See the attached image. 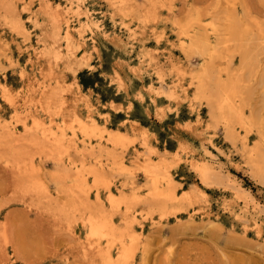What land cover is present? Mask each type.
I'll list each match as a JSON object with an SVG mask.
<instances>
[{
    "label": "rangeland",
    "instance_id": "rangeland-1",
    "mask_svg": "<svg viewBox=\"0 0 264 264\" xmlns=\"http://www.w3.org/2000/svg\"><path fill=\"white\" fill-rule=\"evenodd\" d=\"M10 1L25 29L20 30L5 18L0 3V127L12 130L7 142L0 143V264H103L101 249L88 236L85 213L70 210L59 214L45 200L38 202L26 193L25 180L19 178L14 165L17 161L22 168H35L33 173L43 192L53 201L70 209L73 203L84 200L93 210L98 203L108 209L110 204L107 188L95 182L92 170L103 175L115 193L132 194L137 190L142 198L147 197L149 180L139 167L146 155L157 161L166 158L178 183V196L197 187L205 197L188 206V210L196 208L191 216L187 211L146 215L143 204H134L135 226H143V233L130 242L131 253L124 264H264V214L254 210L256 204L264 207V180L243 164L241 150L223 136V127L215 129L208 124L211 117L207 104L195 98L189 68V62H198L200 55L187 50L183 43L186 32L205 35L216 47L212 49L213 66H220L217 70L223 78L234 73L241 81L237 43L228 34L217 40L215 29L222 33L238 22L239 27L263 40L264 0ZM51 11L60 17L62 52L68 51L64 35L67 24L74 40L81 43L75 52L91 54L83 67L75 64L76 60L69 66L67 58L54 59L43 52L52 28ZM92 19L96 24L90 25L88 21ZM230 59L236 64L233 68H228ZM260 59L262 64L251 80L247 82L246 77L241 83L245 104L242 96L232 95L233 102L242 105L248 118L252 109H260L258 105L264 98V52ZM161 85L166 90L173 87L177 96L169 97L155 89ZM57 93L66 100L59 112L53 107ZM48 97L52 98L51 107L46 104ZM72 110L83 120L94 118L133 139L123 152L129 172L120 168V159L118 164L111 157L114 149L110 145L95 140L94 147L88 144L90 141L84 145ZM251 118L250 121H260ZM34 121L42 122L49 131L66 126V146L59 148L63 149L59 150L62 159L56 156L58 161L55 160L51 142L42 137ZM239 125L235 126L243 132L251 129L248 138L254 143L257 126ZM139 128L147 130L145 138ZM34 138L38 142H31ZM152 148L156 152H149ZM194 159H216L214 162L229 174L246 199L237 197L232 188L203 184ZM79 174L89 199L75 182ZM241 215L250 218L246 226ZM113 220L117 225L124 221L120 213L113 215ZM102 247L107 249V244ZM115 248L108 247L117 257L119 248Z\"/></svg>",
    "mask_w": 264,
    "mask_h": 264
},
{
    "label": "bare ground",
    "instance_id": "bare-ground-1",
    "mask_svg": "<svg viewBox=\"0 0 264 264\" xmlns=\"http://www.w3.org/2000/svg\"><path fill=\"white\" fill-rule=\"evenodd\" d=\"M0 3L5 10V18L9 20V22H11L13 26L20 28V30L25 29L22 19L20 17H17V15L13 13L14 12L13 1L0 0ZM49 13H50L49 14L50 19L52 21V28L48 32L49 43L45 47V51L43 52L52 55L53 57H55L54 59H58L60 57H64L65 59L67 58L69 66L73 65L75 62L74 60H76L75 64H77L79 67H83V65L87 64V62L89 61L91 54L87 51H84L82 54H77L75 52L78 49V47L80 48L81 43L77 44V42L74 40L73 35L71 34L70 25L67 24L64 27V31H65L64 35L67 40L65 41V43L67 42L68 51L65 50V52H62L60 45L62 42L61 39L63 37V33H62L63 31L61 28L62 26L59 24L60 17L59 14H57L58 16L55 15L56 14L55 12L51 11ZM88 22L90 23V25L93 22L94 24H96V21H94L93 19L89 20ZM86 24L85 26H87ZM226 29L227 30L222 33L220 30L215 29V33H216L215 37L217 38V40L218 39L220 40L221 36L226 37L223 35L228 34V36L232 37V39L233 38L235 39V42L237 44L234 41L233 42L236 44V49L239 55L238 57L239 59L237 61L239 62V66L242 69L240 72L237 71L238 73H241L240 74L241 81H239L240 80L239 77L235 78L233 76L234 73H229V76L226 79L225 77L223 78L221 72L217 70L218 68L220 69V66L217 67V69L213 66L212 60H213V53L215 52V50L213 51L212 49H215L216 47H214V45H211V40L209 42V40L206 37H204L205 35L200 34V32L198 33V31L186 32L187 40L185 39L184 40L185 42H183L185 43V48L188 47L187 50L192 49L194 53L196 52L200 55V60L198 62L196 63L189 62V68L191 67V74L193 77L192 78L193 84H195V98L201 101L204 100L206 102L211 117L210 123L208 124H210L211 127L215 129H217L218 126L221 125L225 133V135L223 136H225V138L230 140L232 144L235 145L234 147L237 146L236 148H239L241 150L242 152L241 154L244 160L243 164L245 163V165L248 166L256 175L260 176L261 179L264 180V118L262 114V110L264 109V98L261 99V102L258 105L260 106V109H252L250 111L253 114V115L251 114V117L253 119L254 118L260 119V121L257 122L250 121L249 119L251 117L250 116H249L250 118L247 117L249 114L243 111L242 105L236 104L235 102H233L232 99L233 94L236 96V98L237 96H242L241 83L245 81L246 77H247L246 81L249 82V80H251L254 74L258 71L259 65L262 64V63L259 64V59H260V55L264 52V39L262 40L260 36L259 38L258 37L256 38L254 36L255 33L253 35L249 33L247 30L242 29L241 27H239L238 22L235 23L233 22L231 26L227 27ZM258 33L260 34L261 32ZM261 37L264 38L263 36ZM232 39L229 38V40ZM229 64L230 67L228 68H231L232 65H236L233 59ZM222 69H224V66L222 67ZM234 70L236 69L234 68ZM230 71L232 70L230 69ZM224 72L226 73V71ZM256 76H258V74H256ZM246 86L250 87V85H246ZM172 88L173 87H171V89L169 90H166L161 85V86H157L155 89H157V91H163L167 93L169 97H176L177 96L176 91ZM245 90L247 91L246 88ZM245 90L243 91V94L246 92ZM249 94L246 93V95ZM55 98L57 100L56 105L53 106L51 104L52 98L50 97L47 98L46 104L49 107L53 106L54 109H56V112L57 111L59 112L61 111L66 100L65 98H63V96L60 93H57ZM242 99H243L242 103L245 104L246 98L242 96ZM72 116H75V119L78 121L77 125L79 130H81L82 132L81 136L83 138L82 140L84 141L85 146H88L85 143L90 141V143L88 144L91 145V147H94L93 146L94 144H92L93 140L97 141L99 144L106 143V145H110L112 149H114L112 150L113 152L111 157L115 160V162L117 161L118 164L120 159L119 166L123 171L126 172L130 171L129 170L130 166L129 167L127 166L126 164L127 161L125 159V155L123 154V152L124 149L128 147L131 144V142H133L132 141L133 139L131 140L130 136L126 132L119 129L110 128L107 125H101L97 121H95L94 118H90L89 120H83L73 110H72ZM34 122L37 128H39L41 133L43 134L42 137L48 140L49 142H51L52 147L50 152L55 156V160L58 161L57 158L62 159L60 158L61 157L60 154L62 152H60L59 150L62 151L63 149H59V148H64L66 146L67 136H68L66 132V126L63 127L62 125V127L59 126L57 130L49 131L46 127L43 126L42 122L39 121H34ZM238 124H240L241 127L244 128H246L249 124H251L252 126L254 125L257 126V129H255L257 133H256V138H254L256 139L254 143H250L248 138L249 137L248 133L251 129L249 131L246 130V132L244 131L245 132L244 133L243 131L239 130L238 127L235 126ZM139 129H140L139 130L140 135L144 137L145 136L144 134L147 133V130L143 128H139ZM0 132H1L0 143L4 144L5 142H7L8 137L11 134L12 130L8 129V131H6L1 129L0 127ZM72 132L75 134L76 133L75 129L72 130ZM73 137H76V135H74ZM34 140L32 139L31 142L33 143L38 142L37 139L34 138ZM115 150H117V153L115 152ZM139 152L140 151H137L136 153L139 154ZM149 152H156V150L152 148V150H149ZM136 160L140 162L139 155H137ZM214 161L216 162V159L213 160L212 162L205 160H196V159L192 160L193 165L199 175L201 182L207 186H219V187L225 186L232 188L234 190L233 193H235L237 197H243L244 199H246L244 194L241 192L240 188L234 184L233 180L230 179L231 177L229 176V174L224 173L223 172L224 170L222 171L221 166L216 164ZM14 165L17 166L18 168L19 178H21L22 181L25 180L23 182L24 191L32 195L34 198H36L38 202H40L42 199H43L42 202H44L45 200V203L47 204L49 203V207H51L55 212L56 211L59 212V214H66L70 210H73L74 212L85 213L84 219L86 221L85 220L84 221L86 222V225L89 229L88 232L90 233L88 234V236L90 235L92 237V244H95V246L99 248V251L101 249L103 264H124L125 261L129 258V255L131 253L130 242L132 243L135 239L140 237L141 233H143V226L139 227L140 229L136 228L135 226V224L137 223V216L134 214L132 210L134 204L135 206L136 204L138 205V203L143 204L144 206L142 207V209L146 211V215L153 214L154 212H158L161 216H168L170 214L178 215V212L187 211L191 216L194 214L196 208H193V210L192 209L188 210V206L194 205L195 203L199 202L200 199L205 197V192L197 187H192L190 190L184 191L181 196H178L179 191L178 189H176L178 183L176 182V179L173 176V173L170 168V164L167 162L166 158L162 157L157 161L153 159L150 155L148 156L146 155L144 161L139 167L143 169V172H145L144 174L147 176L146 178H148L149 180L148 185L150 187L149 189L150 191L148 192L147 197L142 198L141 195L137 192V190L134 191L132 194H128L124 191H120V193H115L113 189H111L110 186L106 183L104 176L98 173L97 171L92 170L91 173H93V175L95 176L96 179L95 182L102 183V185L104 184V186L108 190L107 198L110 204V209L103 208L101 203H98L97 204L98 206L92 210V208L88 206V202L84 200L80 201V204L78 202L73 203L72 206H69L70 209H68L67 207L62 206L57 200L53 201V199L49 197V195H45L41 183L33 173L35 169L33 168V166L22 168L20 165V161H17ZM80 174L79 176H81ZM79 176L76 177V179L79 178ZM75 182L79 187V190L83 193V196L85 195V197L87 196L88 198L87 193L89 191L84 183V178H82L81 176L79 179L75 180ZM95 189L97 190V188ZM98 202H100V200ZM246 203L248 202L246 201ZM254 210L256 214L258 213L264 214L263 206H259L258 204H256ZM205 212L206 215L209 216L210 212L207 210ZM118 213H120L121 217L124 220L123 224L121 225H117L113 220V215ZM249 219H250L249 216L246 215L240 216V220L245 224V226L248 224ZM81 223L83 224L84 222ZM254 223L258 225V222L256 220L254 221ZM104 243L107 244V249L102 250L103 249L102 244ZM112 246L119 248L117 257L115 256L117 253L114 255L112 251L108 249V247H112Z\"/></svg>",
    "mask_w": 264,
    "mask_h": 264
}]
</instances>
